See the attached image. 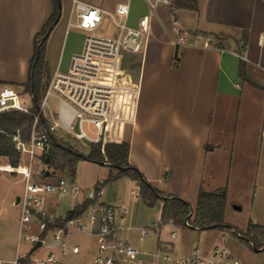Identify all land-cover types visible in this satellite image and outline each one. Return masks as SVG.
Returning <instances> with one entry per match:
<instances>
[{
    "label": "crops",
    "instance_id": "1",
    "mask_svg": "<svg viewBox=\"0 0 264 264\" xmlns=\"http://www.w3.org/2000/svg\"><path fill=\"white\" fill-rule=\"evenodd\" d=\"M82 1L112 11L126 0ZM139 1L144 9L136 12L130 7L128 23L131 26H137L139 19L148 13L144 0ZM72 2L69 0L70 9ZM197 2V9L172 7L170 11L160 8L161 18L152 19V41L139 68L138 115L135 124L126 132V141L130 143L129 162L155 187L189 201L194 211L201 188L207 191L226 188V223L242 229H247L250 221L264 225V88L244 81L239 72L240 54H243L247 69L264 86V0ZM52 13L50 0H0V91L4 85L24 90L36 35ZM68 14H64L62 8L61 18L66 19ZM174 20L189 38L211 35V46L177 48L169 34ZM60 24L63 23L55 25L52 32ZM62 29L61 68L68 37L75 28L67 33L63 24ZM50 41L51 37L46 48L49 59L53 57ZM82 47L83 44L72 53L79 52ZM31 106L32 103L27 107ZM35 161L45 165L39 159ZM4 173L10 183L22 184L16 189L9 186L8 199L12 197V204H15L24 191L23 176L11 177ZM73 177L84 192L78 197L57 193L49 196L45 207L55 219L63 218L82 203L85 191L94 188L107 175L97 176L89 184L78 180L76 175ZM54 178L48 174L44 177L46 180ZM122 182L127 190L123 189ZM98 202L118 209L119 235L142 250H154L160 244L174 247L177 237L174 223L169 221L161 229L157 228L163 201L158 200L150 207L130 177L123 176L104 186ZM149 213L151 217L148 218L145 214ZM3 225L7 228L6 223ZM167 225L172 226L170 234L164 232ZM141 228H152V233H156L157 242L153 248L148 246L150 234L144 240L139 239ZM19 230L20 218L11 230L5 229L0 258L12 260L17 254L30 250L31 245L23 249L29 242L20 238ZM173 231L175 236H172ZM63 240L65 253L50 237L47 244L55 247L53 250L64 264H89L98 252V241L93 235L71 231L66 232ZM73 246L79 247L78 253H73ZM50 250L41 246L34 250L33 256L45 257ZM190 252L192 250L178 249L176 256Z\"/></svg>",
    "mask_w": 264,
    "mask_h": 264
},
{
    "label": "built area",
    "instance_id": "2",
    "mask_svg": "<svg viewBox=\"0 0 264 264\" xmlns=\"http://www.w3.org/2000/svg\"><path fill=\"white\" fill-rule=\"evenodd\" d=\"M148 13L142 16L137 26L128 23L131 0L117 4L108 11L82 0H73L66 19L61 17L52 25L62 22L67 33L75 28L85 32L83 47L72 54L65 70L61 60L45 57L49 77L40 101L39 111L28 139L22 137L17 129L12 136L14 148L18 151L19 163L12 171L23 176L24 191L15 200L21 209L19 235L30 243L27 252L17 254L12 260L0 258V264H64L55 247L47 244V239L59 244L65 253L66 232H81L93 235L98 241V252L89 264H243L228 247L214 244L209 249L199 246L189 254L176 256L171 244H160L156 249L144 251L127 238L119 235L121 224L118 221V209L113 205H103L99 199L103 187L85 191V200L94 202L80 215L70 218L64 226L50 223L57 219L46 210V202L52 194H71L78 197L84 190L67 170L58 172L55 168H44L41 172L34 168V161L46 159L52 148L49 137H60L57 130L63 129L78 140L100 143L102 153L107 143H121L126 140L129 126L134 125L138 115L141 95L140 66L146 58L152 41V19L161 18L158 10L168 8L172 11L175 0H144ZM113 28V35L107 32ZM53 30V29H52ZM50 29V34L52 32ZM170 37L179 48L185 45L208 48L213 42L211 35L188 37L177 20L173 21ZM138 56L139 68L133 75L128 68L133 57ZM244 59L243 54H240ZM55 96L58 109L48 107V99ZM21 95L10 85H4L0 91V111L21 109L27 111ZM47 119L41 131L36 130L39 116ZM77 128V129H76ZM43 162V161H42ZM108 166V158L102 163ZM24 166L23 172L20 168ZM42 173V177L38 174ZM54 175L53 180L44 179ZM134 193V191H133ZM84 200V201H85ZM189 227V221H186ZM36 231H35V229ZM152 233V228H141L139 239L144 240ZM176 232H172L175 236ZM41 246L52 250L45 257H34L33 248ZM73 253L79 252L78 246L72 247Z\"/></svg>",
    "mask_w": 264,
    "mask_h": 264
},
{
    "label": "trees",
    "instance_id": "3",
    "mask_svg": "<svg viewBox=\"0 0 264 264\" xmlns=\"http://www.w3.org/2000/svg\"><path fill=\"white\" fill-rule=\"evenodd\" d=\"M53 5V13L46 22L42 31L36 35L35 51L31 60L28 81L24 84V92L32 97V106L27 111L21 109H6L0 111V156L9 158V163L13 166L19 163V153L14 148L12 136L17 129L23 138L31 136L36 115L39 111L40 101L47 86L44 81L48 66L45 60L47 40L50 35L51 26L61 17V0H50ZM197 0H175L173 8L197 9ZM240 76L250 84L264 88L253 74L247 69L245 59H240ZM47 124L44 116H39L36 123V130L41 131ZM52 148L47 157V163L55 169L67 170L71 175H75L76 165L81 159H88L98 163H103L105 157L108 158L110 168L107 177L103 181L97 182L96 189L123 177L128 176L134 180L139 188V193L149 206H154L158 200L163 201L161 219L157 228L169 221L176 226H186L189 221V228L194 230H207L211 228L226 230L233 237L246 243L256 252L264 251V225L250 221L247 229H242L234 224L224 221L225 206L227 203V189L220 188L214 191H207L201 188L199 191L198 202L195 211L191 203L177 195L168 194L155 187L147 180L139 168L129 162V141L121 143H107L104 146L105 154L102 153L100 143H92L91 151L88 155L80 153L70 144L57 140L54 136L49 137ZM12 167V166H11ZM13 170V169H12ZM94 200H85L75 208L68 211L63 218L50 223L48 228L53 226H64L70 218L82 214Z\"/></svg>",
    "mask_w": 264,
    "mask_h": 264
},
{
    "label": "rangeland",
    "instance_id": "4",
    "mask_svg": "<svg viewBox=\"0 0 264 264\" xmlns=\"http://www.w3.org/2000/svg\"><path fill=\"white\" fill-rule=\"evenodd\" d=\"M111 2H114L116 0H110ZM61 6L63 8L64 14H68L70 5L69 0H61ZM131 6L134 11L139 12L143 11L144 5L139 0H131ZM178 9V8H177ZM52 27V26H51ZM63 24H60L57 26V28L51 32V41L50 44L52 46L53 51V62L56 61V59L61 60L59 56L60 46L62 45V32H63ZM53 28H51L52 30ZM109 35H113L114 29L111 28L108 32ZM85 38V32L79 29H73L70 32V35L68 37V42L66 44V48L64 51L63 56V70H65L68 66V62L70 59V55H72L73 51L80 49L84 42ZM49 39V38H48ZM139 57H133L130 60V64L128 65V68L130 69L131 73L133 75L136 74L139 68ZM49 77V70L48 73H46L44 81L47 80ZM17 93L21 95V100L24 105L30 106L31 105V97L24 92V90H15ZM48 107L57 110L58 109V101L54 96H50L48 99ZM58 135L60 137H55L57 140H60L64 143L70 144L74 149L78 150L80 153L84 155H88L91 151L92 144H88L84 140H78L74 135H70L66 133L63 129L59 128L57 130ZM50 154V153H49ZM48 154V155H49ZM41 161V160H40ZM43 163L45 164L40 165L38 161H35L34 168L36 171L42 172L44 168H53L52 166L47 163L46 159H42ZM106 166V165H104ZM103 164L88 160V159H81L78 161L76 165L75 175L76 178L80 181H83L84 184H89L92 179L97 176H103V174L108 175L110 168L104 167ZM24 166L20 168V171L23 172ZM12 171V167L9 163V158L6 156H0V246L2 243V240H4L6 232L5 229H10L16 226L18 223V220L20 218L21 209L18 205L12 204V197L8 199V189L9 186L14 189L21 186V183L18 184H12L10 183L5 176V173H8L11 177H14L17 175V173L10 172ZM38 177H42V173L38 174ZM123 185V189L127 187H124L125 183H121ZM91 189V187H89ZM88 188V189H89ZM153 207V206H150ZM119 213V212H118ZM148 218L151 217V213L145 214ZM3 223H6L7 228L4 227ZM177 231V237L174 239V247H173V253L174 255H177L176 252L179 250H193L195 246L199 244L201 248H204L207 245L212 244H222L229 248V250L236 255L243 264H264V251L256 252L253 249H251L246 243L240 241L239 239L233 237L228 231L226 230H219L215 228L207 229V230H194L189 229L187 227L182 226H176L173 227ZM35 229V228H34ZM172 231V226L167 225L164 227V232L166 234H170ZM150 242L148 243V246L150 248H153L155 246V243L157 242V235L155 232L149 235ZM84 242V241H83ZM30 245L29 243H26L23 245L24 247H28ZM147 246V248H148ZM146 248L145 246H141ZM15 248V245L13 246ZM143 249V248H142ZM45 248H41V251H44ZM23 251V250H21ZM2 253L0 252V257H2Z\"/></svg>",
    "mask_w": 264,
    "mask_h": 264
},
{
    "label": "water",
    "instance_id": "5",
    "mask_svg": "<svg viewBox=\"0 0 264 264\" xmlns=\"http://www.w3.org/2000/svg\"><path fill=\"white\" fill-rule=\"evenodd\" d=\"M77 129V128H76ZM88 144H90V142L89 141H86ZM17 200H18V198H17ZM41 245V242H38L35 246H34V248H33V250L35 249V248H37L38 246H40Z\"/></svg>",
    "mask_w": 264,
    "mask_h": 264
},
{
    "label": "bare ground",
    "instance_id": "6",
    "mask_svg": "<svg viewBox=\"0 0 264 264\" xmlns=\"http://www.w3.org/2000/svg\"><path fill=\"white\" fill-rule=\"evenodd\" d=\"M24 169H25V167H24ZM24 169H23V170H24Z\"/></svg>",
    "mask_w": 264,
    "mask_h": 264
}]
</instances>
